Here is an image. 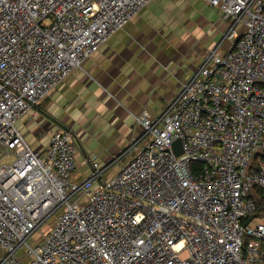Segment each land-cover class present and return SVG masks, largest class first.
<instances>
[{
  "label": "built area",
  "instance_id": "obj_1",
  "mask_svg": "<svg viewBox=\"0 0 264 264\" xmlns=\"http://www.w3.org/2000/svg\"><path fill=\"white\" fill-rule=\"evenodd\" d=\"M152 1L0 0V264H264V0H203L219 40L84 179L70 128L17 127Z\"/></svg>",
  "mask_w": 264,
  "mask_h": 264
},
{
  "label": "crops",
  "instance_id": "obj_2",
  "mask_svg": "<svg viewBox=\"0 0 264 264\" xmlns=\"http://www.w3.org/2000/svg\"><path fill=\"white\" fill-rule=\"evenodd\" d=\"M196 2L206 4L203 0L150 2L140 11L145 10L144 17L164 11L174 14L175 23L165 26L163 34H152V29L142 25L144 20L135 16L81 68L72 72L49 96L44 107L31 112L34 116L30 121L29 113L22 119L27 117L25 123L32 127V122L40 118V124L46 123L51 129L49 137L57 129L70 128L78 141L77 168H83L86 177L90 170L81 166V160L95 156L104 164L118 155L117 149L111 155L106 153V145H127L136 137L140 127L135 118L142 112L152 117L158 115L199 66L205 52L216 44L194 57V23L197 25L202 7ZM81 124L86 129L80 133L77 125ZM49 137L45 143L26 141L33 149L42 150ZM93 138L94 148L88 144Z\"/></svg>",
  "mask_w": 264,
  "mask_h": 264
},
{
  "label": "rangeland",
  "instance_id": "obj_3",
  "mask_svg": "<svg viewBox=\"0 0 264 264\" xmlns=\"http://www.w3.org/2000/svg\"><path fill=\"white\" fill-rule=\"evenodd\" d=\"M191 2V1H190ZM189 2V3H190ZM202 5L201 10L199 12V18H198V22L197 25L194 23V57L200 56L202 53H204L203 51H205L206 47L208 48L211 44L214 45L220 38V36L222 35L223 31L225 30V24L220 20L219 18V14L215 9H212L210 7H208L206 4H202L201 2H196ZM194 6H196L195 2H194ZM197 7V6H196ZM198 8V7H197ZM195 11V10H194ZM145 10L143 12H141L140 14H138V18H142L144 20V22L142 23L143 26H145L148 29H152L150 32L152 34H154L155 32L161 33L163 34L164 31L163 29L165 28V26H167L168 24H171L172 22L175 23V16L174 14L171 15L168 12H164L162 11L160 14H155V15H150L147 14L146 17H144ZM149 13V12H148ZM195 15V13H194ZM137 18V19H138ZM175 18V19H174ZM147 31H144V35ZM160 34V35H161ZM211 45V46H212ZM56 91V90H55ZM53 93V92H52ZM52 93L49 95L51 96ZM47 96L46 98H44L38 106H36L35 108H33L29 114H28V120L30 121L31 118H33L34 115H31V112L36 111L37 109H39L41 106H45V104H47L49 102L50 97ZM32 116V117H31ZM27 117L25 119L20 120L17 123V127L19 129H21L22 133L25 135V139L29 142V143H40V142H47V139L49 137V135L51 134L50 131V127L46 124V123H42L40 124V118L34 122H32V124H34L32 127L31 125L25 123L27 122ZM45 118V117H44ZM47 119V118H45ZM52 121V120H51ZM21 124H23L24 126H22L21 128ZM77 127L79 128L80 133L82 132L81 129H86V125H77ZM98 132H96L95 134H93L92 137H94ZM84 134H86V132H84ZM83 134V135H84ZM35 137V140L32 142V138ZM103 138H101L102 140ZM92 141V140H91ZM94 142H96V140L93 138V141L88 143L89 145H93V148L95 146ZM106 145V144H104ZM108 148H106V153H116L113 152L116 149L119 150V152H121L126 145L124 144H107L106 145ZM85 150H87L88 148H84ZM116 169L112 170V172H115ZM84 176V177H83ZM73 180H82L85 178V174H83V168H77V170L74 172L73 176H72ZM37 235L33 236L32 240L35 241ZM181 257H184V255H182Z\"/></svg>",
  "mask_w": 264,
  "mask_h": 264
},
{
  "label": "water",
  "instance_id": "obj_4",
  "mask_svg": "<svg viewBox=\"0 0 264 264\" xmlns=\"http://www.w3.org/2000/svg\"><path fill=\"white\" fill-rule=\"evenodd\" d=\"M173 149H174V153L176 156H179L182 151L180 149V141L179 140H176L174 143H173Z\"/></svg>",
  "mask_w": 264,
  "mask_h": 264
}]
</instances>
